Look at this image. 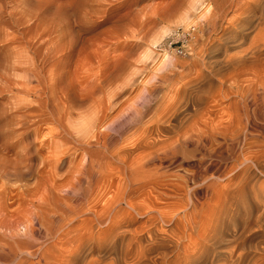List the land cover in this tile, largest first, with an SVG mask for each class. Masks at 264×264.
<instances>
[{"label":"rangeland","instance_id":"obj_1","mask_svg":"<svg viewBox=\"0 0 264 264\" xmlns=\"http://www.w3.org/2000/svg\"><path fill=\"white\" fill-rule=\"evenodd\" d=\"M252 2V0H0V223H8L7 225H10L11 228L18 232L20 237L23 238L25 237L23 225L26 222L25 219L22 218L23 213H26L27 217L36 219V216L41 211L40 209L44 206L45 209L47 206L48 208L53 207L54 212H56V207L54 208V205L57 206L59 203L56 208V210H58L60 207V202L58 200L63 192L59 190L61 188L58 185H60L61 176L62 174L64 175V170L67 168L66 166L64 169V166L68 163L63 162L72 158L70 153L73 147H76L78 144V142L73 139L74 136L71 137L68 133L70 132L74 135L77 133L76 130L86 126L87 129H82V131L88 132L89 129L91 132V126L89 124L95 117L94 113L96 112L97 115L99 112L95 107L100 101L107 100L108 93L118 89L120 85H124L123 88H125L124 90L126 91H123V94L120 95L121 97H118V100H127L126 105L135 101L137 103L136 107H139L140 112L137 117L135 115L133 116L140 121H134V117H125L124 115H121L122 118L119 116L122 120L119 117V119L115 118L118 109L115 108L116 105H113L114 110H111L112 113L109 110V114L111 113V115H109L108 119H110H106L107 121L105 120L104 123H108L112 131H117L122 128V133L125 135L131 133L128 139L123 140L117 138L115 144L123 145L127 140L130 143L126 141V146L129 147L132 144V146H130V148L132 147L130 151L135 150V154L137 152L140 154L142 153L141 156L152 152V154H154V151L155 153L160 152L166 149L167 145V148H172L173 146L178 147L180 145L184 152L185 148H190V144L185 141V132H189L190 128L200 127L204 129L210 120H213L214 117V120L217 119V106L214 109L212 103L214 104V101L217 102L220 98L221 91L218 88V84H216L219 81L218 79H221V77L224 79L225 76L226 79L224 81L226 82L227 80V85L225 84V87H228L231 83L230 93L234 85V80L231 82V80L234 79L233 74L231 73L230 75L229 72H232L235 64H230L226 70H221L220 68L225 65L222 60L224 61L225 56L226 58L227 56H232L229 54L236 53L237 51L243 53L246 51L249 55V53L254 50L253 41L254 44H257V40L259 39L258 44H260L261 41L264 43L263 22L257 18L259 14L257 12V6ZM252 6L256 7L254 8ZM247 9L249 10V14ZM242 12H246L245 17H243L244 15H242ZM259 23L262 26L261 29ZM189 26L195 27L194 37L186 41H178L175 44L184 46L187 50L186 54L181 55L175 53L173 50L175 45H173L172 50H163L159 48V44L162 43L164 37L173 28H188ZM236 26L237 28H235ZM231 27L234 29H230ZM259 36H261L263 40H261L262 38L260 37V39ZM242 42L243 44H240ZM250 42H252V47L249 45ZM262 44H260V46ZM256 46L257 45H255V47ZM247 47H251L248 51L253 49L248 52L246 50ZM246 52L244 55H246ZM253 52L250 54L252 55ZM251 55H246V58H249ZM166 56H168V63L164 65L163 59ZM220 58L221 60H219ZM218 60L220 63H218ZM215 61H217L216 65ZM212 63L214 64L213 67H211ZM249 63L251 65V62H248L247 65L244 64L245 66L243 65V67L249 66L252 68L253 65L250 66ZM210 67L213 68V70L210 69ZM216 68L220 69V72L222 71L221 74L225 73V75L222 76L219 73L220 77L219 75L217 76V72L219 71H217ZM247 68L248 67L244 69L246 74L243 78L248 76L251 77L254 74L252 69H256L255 64L252 69L249 68L250 70H248ZM227 69L231 71L228 72ZM203 71H206L205 74L207 75L203 74ZM213 74L215 76H213ZM226 74H229L232 79ZM207 76L213 78L211 80H215L211 81L209 79V81L208 78H204ZM195 77H199L200 79H198L200 81H198L197 78L195 79ZM115 79L117 80L115 81ZM203 79H205V81ZM246 79H244V84L246 83ZM132 81H134L133 83L135 84H132ZM94 82H98L97 85H95L96 83ZM210 83L215 87L217 86L216 88L218 89L215 90L213 86L209 90L208 87L212 86L209 85ZM190 84H192V86ZM200 85V88L204 86L202 88L203 90L200 89V91H197ZM130 86L135 88L131 89ZM212 88H214V90ZM208 91H210L209 94ZM227 91L229 93V90ZM93 95L95 96L94 98H92ZM96 97L98 98L96 99ZM177 97L178 100H176ZM92 100L96 102V104L93 103L95 104L94 107L92 105ZM166 100L167 102H165ZM180 100H182V102ZM67 101H69L70 104H67ZM177 101H180V105L187 102L186 105L191 107L186 106L187 111L184 113L186 115H183V117L185 116L183 118L185 121L181 120L179 123L175 122L167 126V122H163L165 119H162L161 115L166 114L164 113L166 107L168 112H170V108L172 110V106L177 104ZM189 103L190 105H188ZM208 104H211V109L209 107L210 110L208 108L204 109ZM157 105L161 107V110ZM163 106H166L165 110L164 108L162 109ZM90 108H92V110ZM201 109L204 111H201ZM65 110H70L71 112L69 111L67 115L63 112ZM192 110L194 111L193 113ZM152 111H156L154 112L155 114L152 113ZM160 111H163V113ZM217 111L219 112V110ZM157 112H160L159 116L156 114ZM168 112L167 114H169ZM203 112L206 114H203ZM99 113L98 116L101 118L102 113ZM57 114L61 117L63 123L60 122L61 119H59L58 116V120L56 119ZM153 114L154 117H159V121L152 116ZM113 115L115 116L113 117ZM203 115L205 117H203ZM206 115L212 118H209L208 122H206L207 119L205 120ZM154 119L155 122L158 121V123H155ZM151 120L153 121L149 123ZM160 120H163L161 121L162 123ZM214 120L212 123L215 122ZM118 121H120V123H118ZM97 123L93 131H96L98 128V130L102 129L103 126H101V124L99 125L100 120H98ZM117 123L120 125L118 126ZM74 124L77 125L75 126ZM132 124L133 129L129 131ZM142 125L148 130H143ZM62 126L64 129L66 128L65 131L62 130ZM149 127L151 128V134ZM152 128H155L153 130L154 132ZM137 129H142V131H144V137H142V131H138ZM122 130L117 132H121ZM162 130L164 132L166 130L168 133H164ZM155 132L158 134L157 136H154L156 135ZM64 135H67V137L65 138ZM132 135L134 136L133 138L131 137ZM146 135L150 136H148V142H144ZM139 136L141 137L140 140H144L141 142L142 144L140 143V146L137 147L138 145H135L137 140L135 139ZM161 136L164 139L159 138ZM183 136L185 137L183 138ZM63 137L66 140L62 139ZM162 139L173 143L170 144L167 141L169 144L167 143V145H164V143L161 142L163 141ZM173 139L175 141L179 139V142L182 143L175 142ZM62 140L67 141V146L71 149L67 152L68 154L64 153V157H62L64 159H61V161L59 160V162L56 161L57 165L55 164L56 167H53L52 165H54L55 161L52 160H57V156L56 158L55 156L54 158L53 156L50 157L49 153L55 148L59 150ZM118 140H120V142H118ZM153 140L154 142H152ZM122 141L123 144L121 143ZM143 142L146 143V145H144ZM149 142L152 144L150 145ZM133 143L136 148L133 146ZM153 143L154 146L156 145L155 147ZM157 144L162 145L160 147V145L158 146ZM157 146L160 148L156 149ZM149 150L152 151L149 152ZM133 151L130 152L131 156L134 155ZM44 157L45 159L50 158L51 160L46 159L49 161L47 162ZM50 161L51 163L54 162L51 166H49L51 164ZM179 161H181V159L176 161L169 159L165 161L166 163L164 162L161 164L162 170L167 171L169 174L166 172L167 176L165 178L162 176L158 178V186L166 180V183L163 184V186L161 185L162 188L158 187L160 191L167 192L164 187L170 185L169 181H167L168 179H171L170 183L172 182V185L178 182V179L184 177L183 172L186 171L185 174L188 173L187 171H189L190 168L187 166L186 162ZM156 162L157 161H155V164H151V167L158 164V162ZM173 173L177 175H173ZM178 174L183 176H179ZM170 175H172L171 178L169 177ZM54 177L56 179H54ZM183 180V178L179 180V182H183L181 184L178 182L179 188L177 183L176 186L173 184V186L178 188L176 192L181 188L180 185L186 186ZM53 184L57 186L55 187ZM191 188L192 182H187V186L180 189L181 191L179 190V194L177 193L176 195L181 197L185 194L186 196L184 195V197L187 198L189 189ZM183 190H185L186 193H183ZM58 194L59 196H57ZM55 200L56 203L54 202ZM120 205L121 207L123 206V208L126 207L124 202H121ZM30 210L38 214H31L32 212ZM55 214L56 213L53 214V218L55 219L53 228L57 229V225H59L60 222L57 217H55L57 216ZM55 222L57 225H55ZM34 225L36 227H33L34 233L39 241H43L45 245L50 244L52 240L55 243L59 242V245H57L59 250L67 248L64 243H66L69 238L75 237L76 235L78 236L80 230H82V226L78 225V227L76 225L66 227L68 231L63 228L61 231L62 233H59V238L55 240L56 238L53 237V239L51 236L45 237L43 228L39 227L37 222H33V226ZM75 227H77L79 231ZM72 228L73 230H71ZM40 234L42 237L38 236ZM53 234H55V232ZM64 238H66V240ZM259 240L261 239L257 238L255 242ZM261 264H264V261L261 262Z\"/></svg>","mask_w":264,"mask_h":264},{"label":"bare ground","instance_id":"obj_2","mask_svg":"<svg viewBox=\"0 0 264 264\" xmlns=\"http://www.w3.org/2000/svg\"><path fill=\"white\" fill-rule=\"evenodd\" d=\"M252 1L257 6L252 7L257 8V12L259 13L257 18L262 20L263 23H261L264 31V0ZM247 12L249 14L248 9ZM245 13L242 14L244 15L243 17H245ZM262 26L260 25V29ZM235 28H237V26ZM230 29L234 28L231 27ZM261 36H259V38ZM261 40H263V38ZM261 42L260 44L263 43ZM251 43L252 42H250L249 45H251V47L254 45V50L257 47L258 48L255 51L253 50L254 52L251 51L253 48L249 50L253 52L252 55L250 54L251 52L249 53V55H251L249 58H246L249 56L246 51H244V53L237 51V54H229L232 56H227V58L225 56V60H222L225 65L220 68L221 70H226L230 64H235L232 72H229L231 70L228 71L227 69L230 75L231 73L233 74L234 79H232L229 74H226L231 77V82L234 80L231 93V83L229 82V86L225 87L227 82V80L226 82L224 81L226 79L224 76L225 73L221 74L222 71L220 72V69L216 68L217 71H219H216L218 73L217 76L219 73L224 76V79L221 77V79H218L219 83H216L221 91V94L218 92L220 94L219 100L217 102L214 101L217 105L215 103L214 105L210 101L214 106V109L217 106L216 108L219 110V112L216 110V113L218 114L217 119L214 120L215 117L213 118L209 114L215 121L214 123H212L213 120H210L204 129L200 127L190 128L189 132H185V141L191 146L188 149L185 148V152L179 144H177L179 145L178 147L173 146L172 148H167V143L169 141H164V138L161 136L159 138H163L162 140L164 142H161L164 143V145H167L166 149L157 153L154 151V154H152L153 152L149 153L152 151L149 150V154L146 155L144 152V156H141L142 153L140 154L138 152V154H135V150H132L134 155L131 156L130 152L132 151H130V149H132V147L130 148V146H132V144L129 147L126 146L125 143L127 140L124 144L123 141L121 142L123 145L115 144L117 138L123 140L128 139L131 133L125 135L122 133V128L117 130H122L121 132H117L116 130L112 131V128H109L108 126L109 124H105L104 121L108 119L109 115H111V110H114L113 105H116L115 108L118 109L115 118H118L119 116L122 118L121 115H124L125 117L132 116V118L134 117L133 115H135L137 117L140 112L139 107H136L137 103L134 101L133 103H128V105H126L127 100H118V97H121L120 95L123 94V91H126L124 90L125 88H123L124 85H120L121 87L119 86L118 89L109 92L107 100L100 101L99 99L100 103H98L95 108L102 113V116L100 118L98 116V114H100L99 112L97 115L96 112H93L95 117L93 119L91 117L92 121L89 124L91 126V132L89 129L88 132L82 131V129H87L86 126L76 130L77 133L74 135L70 132L68 133L71 137L74 136L73 139L78 142L79 145L77 144V146L75 144L76 147H73V150L70 153L72 158L69 159L68 157L69 160L66 159L68 161L63 162L68 163L64 166V169L66 166L67 168L64 170V175L62 174L61 176L60 185H58L61 188L58 189L63 191L58 200L60 202V207L56 210L59 204L57 201V206L54 205V208L56 207V212H54L53 207L48 208V206L46 209L44 206L40 209V212L38 209L39 214L30 210L32 212H30L31 214H38L36 219L27 217V214L23 213L22 218L26 221L23 225L25 229V237L23 238H21L20 234L14 231L10 225H7L8 223H0V264H261V262L264 261V43L260 46V44H258L259 39L257 40V44H254V41L252 43L253 45ZM240 44H243V42ZM255 45L257 46L255 47ZM251 47H247L246 50L248 51ZM245 52L247 56L244 55ZM219 60H221V58ZM247 61L251 62V65L249 63L250 66H254L255 64L256 67V69H252L253 66L252 68L246 66L248 67V70L252 69V72L254 73L253 75L251 74L252 76L250 75L251 77L248 76L249 79L246 77L247 75L245 76L247 79L243 78L246 74V71L244 70L246 67L244 68L243 65H247ZM163 62L165 63H163L164 65L168 63V56L163 59ZM218 63H220V61ZM216 64L217 61H215V65ZM213 65L214 64L212 63L211 67H213ZM211 67L210 69L213 70ZM206 69L208 70L207 67ZM203 72L201 73L205 74L206 71ZM214 74L213 76L216 75ZM196 78L197 77H195V79ZM204 78H208V80L213 79L208 76ZM199 79L198 81H200ZM244 79H246L245 84L243 83ZM116 80L117 79H115V81ZM203 80L205 81V79ZM98 82H94L96 83L95 85H97ZM133 82L134 81L131 83L135 84ZM192 84L190 85L192 86ZM209 85L212 84L210 83ZM213 86L214 85L208 87L209 90ZM200 87L201 85L197 88V91H200V89L203 90L202 88L204 86H202V88ZM216 87L215 90L218 89ZM133 88L131 87V89ZM212 89L214 90V88ZM226 89L229 90V93ZM209 93L210 91H208V94ZM94 97L95 96L93 95L92 98ZM97 98L98 97H96V99ZM167 100L165 102H167ZM176 100H178V97ZM180 101L182 102V100ZM180 101H177V104L172 106V110L170 108V112H168L166 106L162 107L164 110L166 107L169 114H167L165 110L164 113L167 115H161L162 119L165 120H160V122H167L166 124L168 126L175 122L179 123L183 120L185 117H183V115H186L184 113L187 111V107L191 106H187L186 101V103L180 105ZM67 102V104H70L69 101ZM93 103L96 104V102H92L94 107L95 104ZM190 103L188 105H190ZM208 105L204 109L211 107V104ZM90 109L92 110V108ZM109 110L111 112L110 114ZM202 110L203 109H201V111ZM69 111L65 110L63 112L68 115ZM154 112L152 111V113ZM160 112L163 113V111ZM160 112H157L156 114L159 116ZM193 112L194 111L192 110V113ZM58 114L56 115L57 120L59 117ZM154 114L152 115L153 117ZM203 114L206 113L203 112ZM114 116L115 115H113V117ZM193 117L195 118L194 115ZM203 117L205 116L203 115ZM211 117L206 115V122H208V119ZM154 118H157V116ZM59 119H61V117H59ZM98 120H100L99 125L101 124L103 127L101 130H98V128L96 131H93L96 124H98ZM135 120L139 119L134 117V121ZM157 120L159 121V117ZM120 121H118V123H120ZM152 121L153 120L149 121V123ZM158 121L156 122L158 123ZM60 122H62V119ZM132 127L133 124L129 131L133 129ZM139 127L141 128L140 125ZM65 129L63 128L62 130L65 131ZM144 129L146 128L143 126V130ZM154 129L152 128V131ZM140 130L142 131V129ZM143 132L144 131H142V137H144ZM156 132V135L154 136L158 135ZM165 132L167 131L165 130ZM54 133L58 134L57 132ZM151 133L150 128V134ZM67 135H64V137L66 138ZM146 136L144 138L145 140L143 139L144 142H148L149 135ZM163 136L165 137L164 134ZM64 137L62 139H65ZM131 137L133 138L134 136L132 135ZM139 137L135 139L137 140L136 143L133 140L135 145H138L137 147H139L140 143L143 141L140 140L141 137ZM184 137L185 136H183V138ZM65 140L61 141V146H59L61 148L59 150H57L58 148H55L56 150H50V157L53 156L54 158L55 156L56 158L57 156V160H52L55 161V163L53 162L54 165H52L53 163L50 161L51 164L49 163V166L52 165L54 167L56 161L59 162V160L61 161V159H64L62 158L64 157V153L66 154L71 149L67 146V141ZM154 140L152 142H154ZM75 141L73 142L76 143ZM173 141L175 140L173 139ZM176 141L179 142V139H176ZM118 142H120V140H118ZM127 142L130 143L129 141ZM144 145H146V143H144ZM158 146L156 149L160 148H158ZM46 159L49 160L50 158ZM169 159L174 161L181 159V161L186 162L187 166L190 168L189 171H187L188 173L185 174L186 171L183 172L184 177H181L184 179L183 181L186 186L187 182H192V188L189 189L187 198L184 197L185 194L183 195V193H186L185 190H183V196L180 195L181 197H179L176 195L180 189L186 187L180 185L181 188L176 192L179 188L178 182L181 178L176 182L178 188L175 187L176 183H173L175 186H173V184L171 185V179L169 180L168 178L166 179H168L167 181H169L170 185L164 187L167 192L160 191L158 188H162L163 184L166 183V180L164 183H161L160 178L159 182L162 186L160 184V186H158L157 181L159 177L162 176L165 178L167 176V171L162 170L161 164ZM155 161H157L158 164L151 167V164H155ZM174 174L176 173H173V175ZM171 176L172 175L169 177L171 178ZM54 179L56 178L54 177ZM179 183L181 184L183 182ZM57 196H59V194ZM56 200L54 201L55 203ZM121 202L125 203V208H123V206L121 207ZM54 213H56L55 215L57 216L55 217H57L60 222L59 225L55 222V225L58 226H56L57 229L53 228V222L55 220L53 218ZM33 222H37L38 226L43 228L45 237L51 236L52 238H56L55 240L59 238V233L63 228L66 229V227L78 225L82 226V230H80L78 236L76 235L75 237L69 238L66 243H64L67 248L64 247L65 249L62 248L59 250V248H57L59 242L55 243L52 240L50 244L47 243L48 245H45L43 241H39L34 233L33 227H35V225L33 226ZM71 230H73V228ZM54 232L55 234H53ZM40 235L38 236L42 237V235ZM257 238H260L261 240L255 242ZM64 239L66 240V238Z\"/></svg>","mask_w":264,"mask_h":264},{"label":"built area","instance_id":"obj_3","mask_svg":"<svg viewBox=\"0 0 264 264\" xmlns=\"http://www.w3.org/2000/svg\"><path fill=\"white\" fill-rule=\"evenodd\" d=\"M195 27L189 26L188 28H173L159 44V48L163 50H172L173 45L178 41H186L194 37ZM173 50L177 54H186L187 50L182 45H175Z\"/></svg>","mask_w":264,"mask_h":264}]
</instances>
